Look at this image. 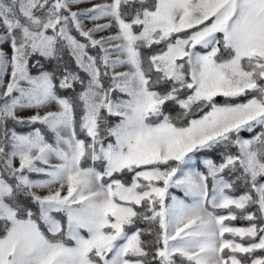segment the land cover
Returning <instances> with one entry per match:
<instances>
[{
  "label": "snow or ice",
  "instance_id": "1",
  "mask_svg": "<svg viewBox=\"0 0 264 264\" xmlns=\"http://www.w3.org/2000/svg\"><path fill=\"white\" fill-rule=\"evenodd\" d=\"M84 3L0 0V264H264V0Z\"/></svg>",
  "mask_w": 264,
  "mask_h": 264
},
{
  "label": "trees",
  "instance_id": "2",
  "mask_svg": "<svg viewBox=\"0 0 264 264\" xmlns=\"http://www.w3.org/2000/svg\"><path fill=\"white\" fill-rule=\"evenodd\" d=\"M156 47V46H154ZM224 99H222V97H218L217 98V102L219 103H223ZM205 111H207V109H205ZM173 115H175V112L172 113ZM33 127H39V125H36V126H30V127H17V131L20 132V133H24L26 134L27 132L31 131ZM243 135H245V137H250L247 133H243ZM223 151V149H215L211 152H204V153H199L197 154V158H202V157H207V158H211L215 161H219V155H220V152ZM233 152H235L236 150L233 148L232 149ZM198 170L200 171H206V169L204 167H200V166H197L196 167ZM226 223H231L232 225L234 226H239V227H245V226H248V221H245V220H242V219H237L235 221H229V222H226ZM141 227H144V225H141Z\"/></svg>",
  "mask_w": 264,
  "mask_h": 264
},
{
  "label": "rangeland",
  "instance_id": "3",
  "mask_svg": "<svg viewBox=\"0 0 264 264\" xmlns=\"http://www.w3.org/2000/svg\"><path fill=\"white\" fill-rule=\"evenodd\" d=\"M101 2H103V0H91V3H84V4L80 5V7L81 8H87V7H91V4L92 3H101ZM73 10H76V9L74 8ZM85 23H86V26L87 27H92V23L91 22L86 21ZM222 99H224V98H222ZM31 114H32V112H30V111H24V112H21L20 113V115H22V116H29ZM244 133H247V132H244ZM247 134L249 136H251L250 133H247ZM241 135L245 137V135H243V133H241ZM204 158H207V157H202L201 159L200 158H197V160L194 162L196 164V166H200V167L202 166V167H204L203 166V159ZM217 162H219V161H217ZM196 170H198V169L196 168ZM173 192H174V194H178V193H176V190H173ZM180 195H182V194H180ZM237 227H239V226H237Z\"/></svg>",
  "mask_w": 264,
  "mask_h": 264
}]
</instances>
